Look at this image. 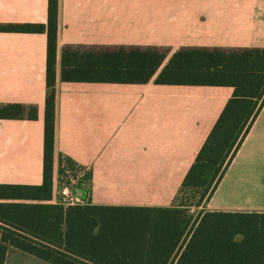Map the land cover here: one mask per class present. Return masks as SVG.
Returning <instances> with one entry per match:
<instances>
[{
	"label": "crops",
	"instance_id": "1",
	"mask_svg": "<svg viewBox=\"0 0 264 264\" xmlns=\"http://www.w3.org/2000/svg\"><path fill=\"white\" fill-rule=\"evenodd\" d=\"M47 19L48 0H0V24ZM66 46L264 48V0H58L54 179L64 155L92 205L172 208L233 88L65 82ZM46 66V33L0 32V104L38 109L0 119V184H42ZM203 207L264 213V108Z\"/></svg>",
	"mask_w": 264,
	"mask_h": 264
},
{
	"label": "trees",
	"instance_id": "2",
	"mask_svg": "<svg viewBox=\"0 0 264 264\" xmlns=\"http://www.w3.org/2000/svg\"><path fill=\"white\" fill-rule=\"evenodd\" d=\"M0 32L47 35L43 181L0 184V264L11 250L48 264H264V213L207 211L194 223L189 215L211 198L264 108V48L64 47L65 82L233 88L172 208L92 205L90 172L78 183L85 204L64 207L50 202L58 0H48L46 24H0ZM37 118L36 105L0 104V119ZM76 165L60 155L59 177Z\"/></svg>",
	"mask_w": 264,
	"mask_h": 264
},
{
	"label": "built area",
	"instance_id": "3",
	"mask_svg": "<svg viewBox=\"0 0 264 264\" xmlns=\"http://www.w3.org/2000/svg\"><path fill=\"white\" fill-rule=\"evenodd\" d=\"M66 174L74 175L70 176L69 181H53V196L52 203L59 204L64 207L68 206H76L85 204L84 194L82 192V188H79V181L82 179L88 171L86 167L76 165L75 169L66 170ZM87 196V195H86Z\"/></svg>",
	"mask_w": 264,
	"mask_h": 264
},
{
	"label": "rangeland",
	"instance_id": "4",
	"mask_svg": "<svg viewBox=\"0 0 264 264\" xmlns=\"http://www.w3.org/2000/svg\"><path fill=\"white\" fill-rule=\"evenodd\" d=\"M60 175L58 174V170H57V174H56V181H69L70 180V176L72 175H69V174H64V176L62 178L59 177ZM52 203V201H51ZM53 204V203H52ZM204 211V207L201 208L200 212H198V209L195 207V206H191L190 207V210H189V215L192 216L193 218V223L198 219L199 215ZM5 264H48L40 259H37L33 256H30V255H26V254H23L21 252H18V251H13L11 250L8 257H7V260H6V263Z\"/></svg>",
	"mask_w": 264,
	"mask_h": 264
},
{
	"label": "water",
	"instance_id": "5",
	"mask_svg": "<svg viewBox=\"0 0 264 264\" xmlns=\"http://www.w3.org/2000/svg\"><path fill=\"white\" fill-rule=\"evenodd\" d=\"M83 194H84V197H86L87 195V191L86 190H82Z\"/></svg>",
	"mask_w": 264,
	"mask_h": 264
}]
</instances>
